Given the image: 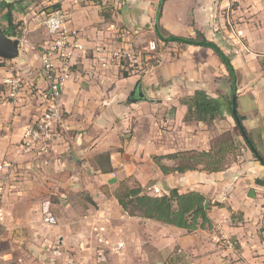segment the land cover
<instances>
[{"label":"crops","instance_id":"1","mask_svg":"<svg viewBox=\"0 0 264 264\" xmlns=\"http://www.w3.org/2000/svg\"><path fill=\"white\" fill-rule=\"evenodd\" d=\"M160 1L0 2V24L6 28L10 19V37L19 41L18 57L0 61V162L11 161L16 166L2 201L0 264H52L43 258L48 255L42 247L54 238L61 250L75 251L70 263L80 264L87 249L86 242L79 239L82 231L94 236L99 228L98 241L108 244L112 241L108 227L115 223L124 235L123 242L115 244L120 245L116 250L128 249L130 241L138 246L137 258L131 264H264V184L259 183L264 182V167L242 138L238 140L240 157L218 172L164 175L154 163L155 158L165 161L176 153L211 149L210 131L203 123L185 121L187 108L180 100L196 90L218 97L201 87L185 92L178 85L170 86L161 65L139 75H123L114 57L117 52L138 48L144 39L164 43L161 40L167 36L192 38L179 35L177 30L166 36L160 33ZM200 1H207L206 10L193 12L191 20L199 24L196 31L219 48L227 47L225 41L240 50L233 66L237 113L264 159V0ZM231 3L236 7L225 10ZM174 6L178 9L182 4ZM55 11L64 14L67 28L75 32L81 49L74 53L70 77L62 87L59 104L63 122L55 141L45 155H35L22 152L19 143L24 128L46 107L48 83L41 55L50 38L43 22ZM179 18L183 19L174 14L172 22ZM183 31L193 33L189 28ZM187 47L204 50L206 56L218 61L210 49ZM13 79L20 83L14 98L5 83ZM136 85L143 98L131 101L129 95ZM163 161L166 167L173 166L172 161ZM129 178L142 187L154 179L168 191L204 195L211 204V226L188 233L128 217L113 192ZM69 192L89 198L83 215L73 222L83 226L74 238L67 225L57 226L50 234L42 217V208L48 205L50 209L52 196L59 201L53 204L56 209L71 207L65 197ZM129 252L132 250L122 252L123 256L131 257Z\"/></svg>","mask_w":264,"mask_h":264},{"label":"rangeland","instance_id":"2","mask_svg":"<svg viewBox=\"0 0 264 264\" xmlns=\"http://www.w3.org/2000/svg\"><path fill=\"white\" fill-rule=\"evenodd\" d=\"M205 2L200 0H182L177 2L175 0H164L160 10V33L164 36L168 35L173 30H177L179 35H183L185 37L192 36V38L198 37L200 32L196 31V27L199 25L195 23L193 19L194 13L199 14V12H205ZM176 3L182 4V6L178 9L174 6ZM235 3H231L225 7V10L229 8H235ZM174 14H179L183 19L179 18V20L172 22ZM188 16V20H187ZM183 20V21H182ZM187 21V22H186ZM185 28H189L193 31L192 34H187V32L183 31ZM228 40V39H227ZM155 42L156 48L151 53L146 52V46L149 42ZM230 42V41H229ZM227 47L221 48V50L231 59V63L233 66H236V54L240 50L234 49L230 43L224 41ZM200 49L188 48L185 45L177 44V43H159L157 40H148L144 39L143 43H141L138 48L131 49L133 53H135L137 57V63L130 68L129 72H133L136 75L141 74L142 72H146L149 68L154 66L161 65L162 71L168 78L170 86H179L180 89H183L185 92H191L192 88H204L210 94H215L218 97L229 98L230 92V84L229 77L224 67L220 63V61L209 58L205 55L204 50L199 51ZM186 51H189L187 53ZM213 56V55H212ZM215 56V55H214ZM216 57V56H215ZM2 59H0L1 61ZM5 62V60H3ZM239 67H237L238 69ZM238 79V77H237ZM168 83V82H167ZM223 93H226L225 97ZM185 98V97H184ZM183 99V98H182ZM206 128L210 131V143L211 149L214 153H217V158L215 162H220L219 166L222 169H225L229 166L234 160L240 157V148L239 141L241 140V136L239 132L235 128V124L233 120L228 117L227 114L216 119L209 125H206ZM163 159V158H161ZM159 162L163 165L161 160ZM171 160L170 157H167L164 163L167 161H172L173 166L167 167L172 168L175 165L181 164L182 161L179 160ZM165 166V165H164ZM154 178V177H152ZM151 179L148 183L145 184L144 187L138 184L136 180L133 178L126 179L122 181L115 188L114 194L122 187V185L128 186L130 188L140 187L142 191L150 196H162L168 195V193L164 192L163 187L158 182ZM123 188V187H122ZM122 188L120 189L122 191ZM68 203L71 204V207H67L66 209L60 208L56 209L53 207V204L59 203L57 197H51L49 200L51 202V207L49 209L50 214L54 216L56 223L53 226L44 225V229L48 230L50 234L57 226H65L72 228L73 232L77 229V231L82 229L80 225H74L75 219L81 217L83 208L85 207V203H88L89 198L86 197L83 193L78 192H69L68 195L65 196ZM76 216V217H75ZM105 226H109L105 225ZM111 226V225H110ZM95 228V227H94ZM109 234V240H112L108 244L100 243L96 234L102 233L100 229L97 228L94 230V236H90L84 230L82 231V236L79 237V232H72V238L79 237L81 242H86L87 249L84 251V255L80 257V264H131L132 259L137 258L138 246H135V243L130 241L129 248L132 250V256L127 257L123 256L125 248L123 250H116L115 244L120 241L123 242L124 235L120 229L119 223H115L111 227ZM107 228V231H108ZM71 240L73 241V239ZM76 244V242H72V244ZM44 253L48 255L47 257H43L47 259L52 264H74L70 263V259L75 256V251H65L59 248V244L57 243V239H51V241L44 247ZM137 250V251H136ZM83 251V250H82ZM67 252H72L68 254ZM153 262V261H152Z\"/></svg>","mask_w":264,"mask_h":264},{"label":"trees","instance_id":"3","mask_svg":"<svg viewBox=\"0 0 264 264\" xmlns=\"http://www.w3.org/2000/svg\"><path fill=\"white\" fill-rule=\"evenodd\" d=\"M163 1H160L157 17L160 16ZM0 27L6 36H12L13 26L11 25L10 19H8L6 28L1 24ZM161 41L164 43H177L185 46L210 49L218 58L229 77V99L224 97L215 98L202 90H196L192 96L180 100V103L187 108L185 121L209 125L216 119L227 114L233 120L236 130L239 132L256 161L264 167V159L258 154L255 145L249 138L242 124L243 117L237 113L236 74L231 59L221 48L215 43L208 41L202 34H198L196 38L167 36ZM127 72L129 70L122 69L123 75ZM233 109L236 111L235 114L232 112ZM217 156V153H214L212 149L208 152L185 151L168 156L173 161L178 160L176 159L177 157L182 161L181 164L175 165L172 168H167L162 165L157 158L154 159V163L164 175L170 173L183 174L188 171L214 173L223 170L219 166V160L215 162ZM259 183L264 184V182ZM122 187V191L120 188L114 194V198L128 217L154 221L163 225L183 229L188 233L211 226L208 218V211L211 204L204 195L198 192L179 193L177 189H172L168 195L156 197L144 193L140 187L130 188L125 185H122Z\"/></svg>","mask_w":264,"mask_h":264},{"label":"built area","instance_id":"4","mask_svg":"<svg viewBox=\"0 0 264 264\" xmlns=\"http://www.w3.org/2000/svg\"><path fill=\"white\" fill-rule=\"evenodd\" d=\"M43 23L50 38L41 55L42 71L48 83L45 95L46 107L36 121L24 128L19 143L22 152L35 155H45L55 141L56 130L63 122V111L59 104L62 87L70 77L71 59L74 53L81 49L75 32L67 28L63 13L55 11L49 14ZM155 48V42L151 41L146 46V52L151 53ZM114 57L119 60L122 69L130 70L137 63V57L132 51H119ZM5 83L10 86V97L14 98L20 89L19 81L13 79ZM15 175L14 162L6 160L0 162V224L3 220L2 201L9 182ZM42 217L44 225L52 226L56 223L48 205L43 206ZM117 247L120 248V245Z\"/></svg>","mask_w":264,"mask_h":264},{"label":"water","instance_id":"5","mask_svg":"<svg viewBox=\"0 0 264 264\" xmlns=\"http://www.w3.org/2000/svg\"><path fill=\"white\" fill-rule=\"evenodd\" d=\"M19 54V41L17 39L6 36L1 27H0V59L2 60H15ZM143 98V94L141 90L136 85L129 95V99L131 101L141 100ZM233 114L236 113L235 109H233ZM164 192L168 193V189L165 184L162 185Z\"/></svg>","mask_w":264,"mask_h":264}]
</instances>
